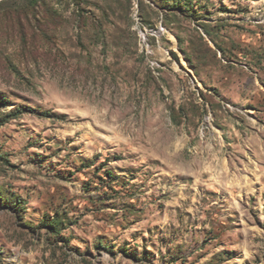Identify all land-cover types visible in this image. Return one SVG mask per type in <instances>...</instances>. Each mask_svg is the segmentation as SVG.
<instances>
[{
	"label": "rangeland",
	"instance_id": "rangeland-1",
	"mask_svg": "<svg viewBox=\"0 0 264 264\" xmlns=\"http://www.w3.org/2000/svg\"><path fill=\"white\" fill-rule=\"evenodd\" d=\"M0 264H264V0H1Z\"/></svg>",
	"mask_w": 264,
	"mask_h": 264
},
{
	"label": "trees",
	"instance_id": "trees-1",
	"mask_svg": "<svg viewBox=\"0 0 264 264\" xmlns=\"http://www.w3.org/2000/svg\"><path fill=\"white\" fill-rule=\"evenodd\" d=\"M25 1L30 2V1H32V0H25Z\"/></svg>",
	"mask_w": 264,
	"mask_h": 264
},
{
	"label": "water",
	"instance_id": "water-1",
	"mask_svg": "<svg viewBox=\"0 0 264 264\" xmlns=\"http://www.w3.org/2000/svg\"><path fill=\"white\" fill-rule=\"evenodd\" d=\"M1 1V0H0Z\"/></svg>",
	"mask_w": 264,
	"mask_h": 264
}]
</instances>
